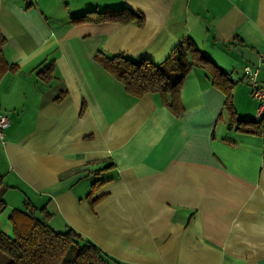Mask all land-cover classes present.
Returning <instances> with one entry per match:
<instances>
[{"label": "crops", "instance_id": "1", "mask_svg": "<svg viewBox=\"0 0 264 264\" xmlns=\"http://www.w3.org/2000/svg\"><path fill=\"white\" fill-rule=\"evenodd\" d=\"M123 7L144 23L78 18ZM0 31V231L12 236L10 212L29 202L124 263L264 264V120L258 134L227 128L225 93L201 67L184 76L177 115L94 56L158 64L191 41L253 119L242 67L258 65L264 87V0H0Z\"/></svg>", "mask_w": 264, "mask_h": 264}, {"label": "trees", "instance_id": "2", "mask_svg": "<svg viewBox=\"0 0 264 264\" xmlns=\"http://www.w3.org/2000/svg\"><path fill=\"white\" fill-rule=\"evenodd\" d=\"M119 22L144 23V16L126 7L99 12L87 11L79 16L80 19L92 20L94 17ZM5 37L0 31V76L9 67L3 57ZM195 43L188 41L184 45H177L170 51L169 57L162 63H154L146 58L138 61L131 60L122 54H95L97 62L119 81L125 91L134 96H141L146 92H157L163 104L177 115L182 113L180 104V89L184 76L193 66L208 71L211 82L225 93L224 110L227 115V128L239 132L258 134L262 128L264 114L259 118H241L236 114L232 102V79L219 70L215 64L198 52ZM96 180L93 185H98ZM4 186L0 180V212L6 205L3 199ZM99 197L89 200L90 206ZM51 213L46 206L34 207L25 202L22 209H13L9 215L10 226H13L12 236L0 231V252L6 258L5 264H129L108 255L89 238L72 227L64 231H57L47 225Z\"/></svg>", "mask_w": 264, "mask_h": 264}, {"label": "built area", "instance_id": "3", "mask_svg": "<svg viewBox=\"0 0 264 264\" xmlns=\"http://www.w3.org/2000/svg\"><path fill=\"white\" fill-rule=\"evenodd\" d=\"M260 61L264 63V52L260 54ZM242 76L244 81L248 84L250 92L254 100L258 102L257 112L255 118H259L264 114V87L259 80V66L252 64H245L242 67ZM0 106V141L4 140V130L9 125L7 115L1 111Z\"/></svg>", "mask_w": 264, "mask_h": 264}]
</instances>
